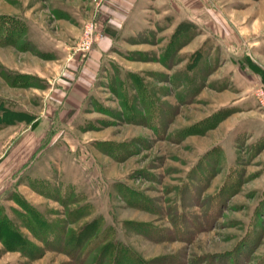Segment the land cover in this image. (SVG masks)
Listing matches in <instances>:
<instances>
[{"label": "rangeland", "instance_id": "rangeland-1", "mask_svg": "<svg viewBox=\"0 0 264 264\" xmlns=\"http://www.w3.org/2000/svg\"><path fill=\"white\" fill-rule=\"evenodd\" d=\"M107 255L264 264V0H0V264Z\"/></svg>", "mask_w": 264, "mask_h": 264}, {"label": "trees", "instance_id": "trees-1", "mask_svg": "<svg viewBox=\"0 0 264 264\" xmlns=\"http://www.w3.org/2000/svg\"><path fill=\"white\" fill-rule=\"evenodd\" d=\"M78 211H79V209H78ZM75 213V212H74ZM50 225V224H49ZM53 230V229H52ZM50 231V230H49ZM53 233H54V230H53ZM96 234H98V229H96L95 231H94V233L92 234V236L91 237H88V238H85L84 239V241L82 240L81 241V243L78 245V246H76V247H74V246H71V247H74V249H77V250H79V251H81L82 249H83V247H87V249L88 248H95L96 247V241H92V239L94 238V236L96 235ZM98 241H99V237H98ZM73 243H74V241H72ZM108 255H110L109 253H108ZM108 255L107 256H105V257H103V258H101L100 257V259H101V263L102 264H117L115 261H114V259H112L113 257H110L109 256V258H108ZM108 261V262H107ZM130 264V261H129V259H126V260H122V264ZM131 264H134V263H131ZM135 264H139L138 262H135Z\"/></svg>", "mask_w": 264, "mask_h": 264}, {"label": "built area", "instance_id": "built-area-1", "mask_svg": "<svg viewBox=\"0 0 264 264\" xmlns=\"http://www.w3.org/2000/svg\"><path fill=\"white\" fill-rule=\"evenodd\" d=\"M94 33H95V25L88 24L84 30V37H83V49H88L92 45L94 41Z\"/></svg>", "mask_w": 264, "mask_h": 264}]
</instances>
